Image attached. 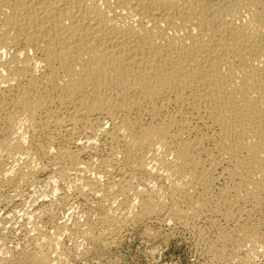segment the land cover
<instances>
[{"label":"bare ground","instance_id":"6f19581e","mask_svg":"<svg viewBox=\"0 0 264 264\" xmlns=\"http://www.w3.org/2000/svg\"><path fill=\"white\" fill-rule=\"evenodd\" d=\"M76 128L88 149L103 137L125 156L99 190L116 208L85 236L188 215L214 229L217 256L263 253L264 0H0V185L34 172L37 155L75 160L51 146ZM38 254L25 261L49 264Z\"/></svg>","mask_w":264,"mask_h":264},{"label":"rangeland","instance_id":"374dc122","mask_svg":"<svg viewBox=\"0 0 264 264\" xmlns=\"http://www.w3.org/2000/svg\"><path fill=\"white\" fill-rule=\"evenodd\" d=\"M105 126H108V123H106ZM79 129L80 128H76L71 133L70 130L64 129L58 131V133L54 135L56 137H54V142L51 146L53 148L52 152L58 147L67 150L70 149V151L73 149L72 152L75 151L74 153L79 152L75 160H70L63 156H54V154H52L54 157L52 155H37L38 157L34 159L36 167L33 163L34 172H32V170L30 174L28 173L24 176L25 178L22 177L21 179H18V176L15 174L13 175V172H11L9 176H11L12 180L9 178L1 182L0 264H28L27 261H25L27 254L28 256L32 255V253L38 254L40 251L41 256L45 255L44 257H46L49 264H226V262L227 264H264V252L262 253L257 250L253 253L249 251V254L244 246L242 248L240 247L241 249L238 248L239 250L237 249L236 252L235 250H233L234 252L228 251V254L227 251L224 252V257L222 258L220 257L221 255L217 256L214 251H209L207 244L209 240H212L214 237V229L208 226V223H206L203 217L190 219L187 215L184 217L185 222H181L182 225L179 220L176 218L173 219L168 215H166L167 218L165 216L166 219L161 218L162 216L159 215L148 216L150 218H148L147 215L135 218L129 216V218L126 217L123 219V221L126 220V222L124 221L123 223V221H121V223L116 224L119 227L115 226V229L111 228V230L109 228V232L105 231L106 235L105 233L102 234V236L100 235L101 239L85 236L82 232L83 226L84 228H86V226H92L93 229L95 228L94 234L106 228V224L102 221V217L106 214V211L108 212L116 208V201L110 204V201H104V203L103 200L101 201L99 198V193L102 192L101 188L105 186L109 180H116L117 177L120 176L119 174L117 175L119 172L118 165L121 160H125V156L122 153L109 156L112 144L109 143L108 139L103 137L98 138L97 143L99 144L96 143L94 145V150L92 148L88 149L87 143L85 142L89 134ZM43 135L39 138L42 142L45 139V135ZM78 142L80 144H78ZM83 145H86L85 149ZM109 145L111 148H109ZM93 151L95 154H93ZM94 157H96V160ZM100 157L107 158V162L100 165L97 162ZM108 157L111 160H109ZM90 158H93L94 164ZM87 163L90 166L86 165ZM87 177L91 181L90 186L93 191L89 189L87 185L84 186L83 183L81 185L82 180L88 179ZM138 178H140L139 174H137V179ZM79 184L80 186L78 187ZM94 189L96 190L95 192ZM92 194L94 195L93 197ZM97 200H99V202ZM100 203L105 206H101ZM178 205H180L179 207L181 208H185L187 204L182 202ZM42 206L46 209L42 208ZM134 209L137 208L134 207ZM41 212L45 213L41 214ZM30 215L32 218H30ZM255 216L253 215V220L257 222L258 215L256 214ZM97 217H99V220L96 219ZM216 222L222 223L223 221L218 217ZM263 222L264 220L262 223ZM262 223L258 231L264 234V223ZM202 225L203 227H201ZM200 227L204 230L203 235L197 231ZM55 233L59 235L57 236ZM53 246L57 247L54 248ZM29 252L32 253L30 254ZM213 253L215 255H213Z\"/></svg>","mask_w":264,"mask_h":264}]
</instances>
